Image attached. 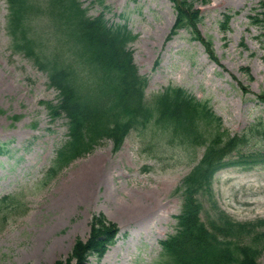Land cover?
<instances>
[{"label": "rangeland", "instance_id": "obj_1", "mask_svg": "<svg viewBox=\"0 0 264 264\" xmlns=\"http://www.w3.org/2000/svg\"><path fill=\"white\" fill-rule=\"evenodd\" d=\"M26 1L32 8H20L14 27L25 29L31 40L29 29L43 34L52 27L38 10L46 0ZM80 1L89 16L104 12L111 24H127L138 36L131 50L140 74L148 78V100L169 86L181 87L212 107L232 133L264 117V103L256 96L264 91V37L253 19L262 12V0L197 4L203 15L198 29L213 41L220 65L185 29L167 42L176 20L170 0ZM7 15V4L0 0V108L5 111L0 142L7 145L0 156V264H54L68 256L77 238L87 237L97 213L118 219L108 216L120 233L102 260L92 257L89 264H160L161 243L175 233L182 208L178 188L204 153L200 140L193 135L172 141L170 131L154 130L144 137L139 127L119 152L113 153L105 140L50 185L39 186L56 150L68 140V119L56 118L45 104L59 99L47 72L23 52H13ZM228 15L224 33L221 24ZM24 48L29 52L35 46L31 41ZM36 52L45 55L40 48ZM213 189L218 205L234 220L260 221L264 228L263 166L225 168L216 174ZM154 201L155 208L129 219L130 213L154 207ZM260 260L264 264V252Z\"/></svg>", "mask_w": 264, "mask_h": 264}, {"label": "trees", "instance_id": "obj_2", "mask_svg": "<svg viewBox=\"0 0 264 264\" xmlns=\"http://www.w3.org/2000/svg\"><path fill=\"white\" fill-rule=\"evenodd\" d=\"M172 1L178 13L172 33L178 28L190 27L213 55L211 43L206 42L197 29L201 17L194 7L196 0ZM17 13L19 11L15 9ZM258 22L264 23V20ZM62 29L63 32L56 36L57 44L49 60L53 64L51 80L60 91L61 101L58 106L50 105V111L55 117L65 115L71 130L70 139L58 150L56 167L50 172L52 175L92 152L103 139H111L114 151L120 150L136 121L141 117L148 120L151 115L150 108L143 101L146 81L139 77L127 50V44L133 39L131 32L125 27H109L103 16L89 20L83 13L64 22ZM15 37L17 43L25 46L31 42L26 37L18 39L16 34ZM79 39L86 44L89 54L96 50L95 63L102 74H86V70L75 61L72 54L76 52ZM32 54L40 62V57ZM159 104L163 117L172 119L180 118L182 110L196 105L181 90H168ZM3 113L0 109V114ZM206 124L212 127L209 128L210 138L204 128ZM192 127L199 139L208 138L204 141L206 151L182 183L183 209L178 217L177 233L163 243L171 258V262L164 264H259L264 234L256 230L255 224L234 222L219 211L215 203L212 206L214 217L209 218L208 226L200 218L205 199L211 201L209 190L215 172L223 166L242 164L241 160L233 159L232 153L249 143L250 134L232 136L227 131L221 133L220 123L205 106L193 119ZM255 127L258 124H253L251 131ZM251 157L254 158L249 160L252 164L264 160L259 159L261 155L257 153ZM224 158L229 159L224 161ZM117 233V225L104 215L94 216L88 240L78 239L70 255L55 264H88L90 256L100 259L114 243Z\"/></svg>", "mask_w": 264, "mask_h": 264}, {"label": "bare ground", "instance_id": "obj_3", "mask_svg": "<svg viewBox=\"0 0 264 264\" xmlns=\"http://www.w3.org/2000/svg\"><path fill=\"white\" fill-rule=\"evenodd\" d=\"M154 203H155V206L154 207H147V208H143V209H140L139 211H137L134 215H132V216H130L131 215V213L128 215V217H129V219H134L138 214H141V215H143V214H146L147 212H149L152 208H155L156 206H157V204H156V202L154 201ZM112 219H115V220H118V219H116V218H114V217H112ZM161 238V235L157 238V240L158 239H160Z\"/></svg>", "mask_w": 264, "mask_h": 264}]
</instances>
